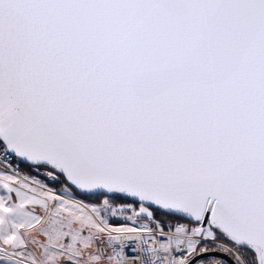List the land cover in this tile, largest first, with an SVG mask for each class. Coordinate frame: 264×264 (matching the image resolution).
Listing matches in <instances>:
<instances>
[{"label": "snow or ice", "instance_id": "1", "mask_svg": "<svg viewBox=\"0 0 264 264\" xmlns=\"http://www.w3.org/2000/svg\"><path fill=\"white\" fill-rule=\"evenodd\" d=\"M11 158L0 264H264V0H0Z\"/></svg>", "mask_w": 264, "mask_h": 264}, {"label": "rangeland", "instance_id": "2", "mask_svg": "<svg viewBox=\"0 0 264 264\" xmlns=\"http://www.w3.org/2000/svg\"><path fill=\"white\" fill-rule=\"evenodd\" d=\"M19 164H20V163H19ZM0 172H6V171L3 170L2 168H0ZM7 173H8V172H7ZM8 174H10V173H8ZM18 175H19V178H21V179L27 177L28 180H29V182H31V181H33V180H39L41 183L44 184L45 189L50 188V187L46 184V182L40 180L39 178H36V177H33V176H29L27 173L22 172L20 168H19V173H18ZM51 189H52V188H51ZM52 190H53V189H52ZM53 191L56 192V193H58V194H62V195H63V193L61 192V189L58 190V191H55V190H53ZM0 194H3L2 190H0ZM73 195H74V198H76V199H80V200H82L83 203H85V204H89L90 206H91L92 204L96 203V202L93 201V200H90V199H89V200H83V199L77 197L75 194H73ZM114 206L118 208V204H114ZM102 214H103V210H102ZM122 216H123V214H121L119 211H117V217H112L110 211H109V213H108V218H109V220H110L111 223H112L113 221H114V222H118V224H117V223H112L113 225H115V224H116V225H119V224H121V223H124V221H123V219H122Z\"/></svg>", "mask_w": 264, "mask_h": 264}, {"label": "trees", "instance_id": "3", "mask_svg": "<svg viewBox=\"0 0 264 264\" xmlns=\"http://www.w3.org/2000/svg\"><path fill=\"white\" fill-rule=\"evenodd\" d=\"M20 169H21L22 172L27 173L29 176H33V177L39 178L40 180L46 182V184H47L50 188H52L53 190H55V191H58V190L61 189V186H60V185H57V184L52 183L51 181L47 180L46 177H44L43 175H39V174H37L33 169L27 167V166L24 165V164H21V163H20ZM76 196L79 197V198H81V199H83V200H89L88 197H83V196H80V195H76ZM114 204H117V203L114 202ZM112 223H117V224H118V222H114V221H113ZM115 225H116V224H115Z\"/></svg>", "mask_w": 264, "mask_h": 264}, {"label": "built area", "instance_id": "4", "mask_svg": "<svg viewBox=\"0 0 264 264\" xmlns=\"http://www.w3.org/2000/svg\"><path fill=\"white\" fill-rule=\"evenodd\" d=\"M0 168L6 172L13 174L14 172L19 173L20 164L15 158H11V167L6 168L2 159H0ZM117 226V225H114Z\"/></svg>", "mask_w": 264, "mask_h": 264}, {"label": "water", "instance_id": "5", "mask_svg": "<svg viewBox=\"0 0 264 264\" xmlns=\"http://www.w3.org/2000/svg\"><path fill=\"white\" fill-rule=\"evenodd\" d=\"M19 163H21V164H24V165H25V163H24V162H19ZM83 197H87V196H83Z\"/></svg>", "mask_w": 264, "mask_h": 264}]
</instances>
